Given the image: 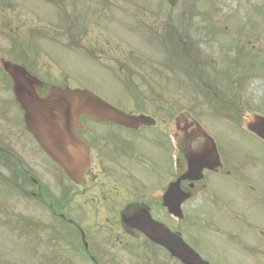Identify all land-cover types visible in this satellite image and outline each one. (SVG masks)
I'll list each match as a JSON object with an SVG mask.
<instances>
[{
	"label": "flooded vegetation",
	"instance_id": "obj_1",
	"mask_svg": "<svg viewBox=\"0 0 264 264\" xmlns=\"http://www.w3.org/2000/svg\"><path fill=\"white\" fill-rule=\"evenodd\" d=\"M38 1L33 7L21 0H0V222L40 227L35 215L47 214L19 210L20 202L33 198L47 207L49 215L63 220L67 264H121L119 260L129 256L137 264H181L139 229L125 226V219L148 210L151 218L185 238L211 263L198 247L195 234L212 228L211 221L203 223L199 210L207 201L203 194L213 176H231L252 194L258 187L239 165L225 164L217 139L201 129L200 120L180 119L185 125L176 124L174 133L165 105H156L151 113L147 107L139 111L123 108L148 118L133 128L82 117L84 127L77 132L91 148L92 164L84 176L69 178L47 157L26 126L16 99V83L6 71L8 67L19 69L26 79L36 82L41 97L55 86L85 88L78 75L81 70L71 66L76 62L84 67L99 66L123 84L129 78L128 73L124 76V67L129 62L134 65L133 56L138 67L143 66L148 48L135 44L133 50L138 51L130 54V61L126 45L115 44L117 37L108 21L119 16L118 7L122 15L140 22L145 5L156 8L165 4L168 11H174L176 1L98 0L108 12L99 20L88 16L93 5L89 0L78 5L80 0ZM41 3V9L35 8ZM195 103L201 105L199 100ZM159 112L162 118L154 114ZM139 170L147 173L146 179L136 175ZM259 219L261 223L256 224L263 228L264 220ZM261 234L264 237L262 229Z\"/></svg>",
	"mask_w": 264,
	"mask_h": 264
},
{
	"label": "rangeland",
	"instance_id": "obj_2",
	"mask_svg": "<svg viewBox=\"0 0 264 264\" xmlns=\"http://www.w3.org/2000/svg\"><path fill=\"white\" fill-rule=\"evenodd\" d=\"M89 1L93 4L89 17L99 20L106 16L104 4ZM175 1L174 11H168L165 4L156 8L145 5L140 22L122 15L118 7L119 16L108 21L117 37L115 44L126 45L130 61V54L138 51L133 50L137 48L135 44L142 43L138 48H148L145 54L149 63L143 61L144 65L138 67V59L133 56L134 65L129 62L124 67V76L128 73L131 79L125 77L123 84L99 66L84 67L79 62L71 66L81 70L78 75L83 78L85 88L120 108L139 111L147 107L151 113L156 111V105H165L174 133L180 119L200 120L205 124L201 129L217 139L225 164L243 168L246 177L255 179L258 192L252 194L231 176H213L206 189L208 200L199 210L203 223L211 221L212 228L194 233L195 241L213 264H264L261 234L264 227L256 224L261 223L259 218L264 220V140L246 130L252 122L264 117V0ZM21 3L34 7L39 1L21 0ZM41 7L42 3L35 8ZM93 12L99 17L95 18ZM254 63L261 68L253 75ZM242 68L249 78L241 79H246L241 87L230 77L239 81ZM198 100L201 105L195 103ZM154 114L162 118L161 112ZM18 151L20 154L21 148ZM42 171L45 173V169ZM136 175L147 177L141 170ZM49 185L55 188L53 182ZM38 202L33 198L23 200L19 210L26 214L33 211L47 214L35 215L41 223L39 228L25 231L23 226L16 228L18 223L0 222V264H67L64 222L49 215L47 207ZM137 261L131 256L119 260L121 264H137Z\"/></svg>",
	"mask_w": 264,
	"mask_h": 264
},
{
	"label": "water",
	"instance_id": "obj_3",
	"mask_svg": "<svg viewBox=\"0 0 264 264\" xmlns=\"http://www.w3.org/2000/svg\"><path fill=\"white\" fill-rule=\"evenodd\" d=\"M14 79L15 94L24 110L25 122L40 146L58 164L65 168L69 177L83 175L90 166V148L77 135L82 127L81 116L98 121L115 122L130 127L146 122L144 118L120 111L100 96L86 89H63L55 86L45 97L35 90L36 82H31L23 73L8 67ZM264 135V134H263ZM131 227L164 246L170 254L185 264H209L188 244L171 230L150 218L145 210L126 220Z\"/></svg>",
	"mask_w": 264,
	"mask_h": 264
}]
</instances>
